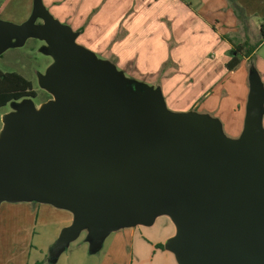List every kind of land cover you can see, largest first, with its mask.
<instances>
[{
  "label": "water",
  "instance_id": "obj_1",
  "mask_svg": "<svg viewBox=\"0 0 264 264\" xmlns=\"http://www.w3.org/2000/svg\"><path fill=\"white\" fill-rule=\"evenodd\" d=\"M37 16L44 22L33 23ZM0 31L44 37L58 53L46 80L56 100L5 115L0 193L32 188L71 209L65 241L94 219L104 229L167 211L179 229L168 247L181 264H264L262 93L251 100L239 141L220 137L216 121L168 114L159 101L133 131L126 128L132 107L116 98L114 80L80 73L85 50L42 6L30 24L0 20Z\"/></svg>",
  "mask_w": 264,
  "mask_h": 264
},
{
  "label": "rangeland",
  "instance_id": "obj_2",
  "mask_svg": "<svg viewBox=\"0 0 264 264\" xmlns=\"http://www.w3.org/2000/svg\"><path fill=\"white\" fill-rule=\"evenodd\" d=\"M28 1L30 4V0H0V9L3 8L0 12V20L16 26L30 24L33 14L32 10H27ZM34 1V5L36 4L34 11L39 6H44V12L55 16L53 10H57V20L61 27L70 28L76 35V43L87 49L80 68L82 75L106 76L114 80L116 98L132 107V116L127 120L126 128L141 131L154 104L159 101L166 113L187 117L198 116L206 122L216 121L219 125L220 137L224 140L239 141L244 133L251 100L262 93L261 135L264 138V43L258 47L254 58L246 60L236 68L238 69L236 75H233L229 81L227 77H223L222 80L230 83L238 79L242 82L245 73V81L250 83L252 91L247 100L242 132L235 134L233 126L228 128L223 116L193 108L195 98L200 99L199 104L207 98L204 93L200 95L201 87L208 86L213 77L222 73L220 68L225 65H221L219 60L215 61L214 74V67L206 64L204 69L193 71L191 74L184 69L177 70L176 74L168 76L174 78L166 83L162 80L163 76L158 75L154 85L145 80L148 77L149 80L151 75H135L132 72L129 75L125 70L118 69L108 54L110 49L101 53L88 45V47L82 46V40L86 44L95 45L99 39H104L103 35L108 27L101 25V15L116 0ZM118 1L123 3L126 0ZM256 32L257 29L251 27L247 35ZM255 39L256 36L253 41ZM232 55L233 53L229 52V56ZM260 59L263 63H260ZM57 60V48L46 38L34 36L22 40L19 35L5 37L0 31V69L23 75L32 83L36 92L35 97L13 100L0 108V130L5 126L3 120L6 114L27 115L39 111L42 103L56 100L55 95L46 85V80L50 76L52 65ZM138 66L143 69V72L140 70L141 73H149L152 67L142 60L137 63L136 69ZM226 68L227 74L229 69ZM220 90L221 88L216 94L219 92L221 94ZM187 108L192 110L187 112L184 110ZM243 114L244 111L240 112L236 118L243 117ZM5 187L1 188L0 193V246L7 254L19 249L16 253H11L10 258L9 255L6 257L7 264H21L19 259L23 257H26L25 261L28 264H58L73 246H82V259L93 264H181L176 253L168 247L170 240L178 236L179 229L171 213L167 211H158L149 222L111 220L104 229L100 228L98 221L94 219L84 224L76 237L65 241L63 234L68 228L66 223L71 209L57 205L56 198L43 199L32 188L21 191L9 186ZM23 246L30 247H26L22 253ZM164 250L173 252V257L163 255Z\"/></svg>",
  "mask_w": 264,
  "mask_h": 264
},
{
  "label": "crops",
  "instance_id": "obj_3",
  "mask_svg": "<svg viewBox=\"0 0 264 264\" xmlns=\"http://www.w3.org/2000/svg\"><path fill=\"white\" fill-rule=\"evenodd\" d=\"M34 2L30 0L29 4L28 1L27 6V10H32V14L36 6ZM53 11L55 16H51L57 20V10ZM101 17V25L108 27L103 35L104 39H99L95 45L86 44L82 40V46L88 45L101 53L110 49L108 54L118 69L125 70L129 75L131 72L135 75H151L149 80V77L145 80L155 85L158 75H162V80L166 83L174 78L168 76L176 74L177 70L184 69L191 74L193 71L204 69L206 64L214 67V74L215 61L219 60L221 65L226 66L236 54L235 44L246 40L251 44L256 43L260 39V26L264 21V0H126L123 3L116 0L105 9ZM33 21L38 24L44 22L40 16ZM251 27L256 28L257 32L249 36L247 31ZM255 36L256 39L253 41ZM229 52L233 53L231 57ZM256 52L257 50L250 58H244L240 65L254 58ZM140 60L152 65L149 73H141L143 69L139 66L136 69ZM262 61L260 59V63ZM225 66L220 68L222 73L213 77L208 86L201 87L200 95L204 93L207 98L200 104V99L195 98L193 108L223 116L228 128L233 126L234 133L237 134L242 132L247 100L252 91L250 83L245 81V73L242 82L238 79L230 83L223 82V77H227L229 81L238 71V69L230 71ZM225 68L228 70L227 74ZM215 85L218 87L214 89ZM220 88L221 94L220 92L216 94ZM184 110L189 112L192 109ZM239 111H244L243 117L236 118V115L240 114ZM3 128L2 126L0 136ZM69 215L66 223L68 227L73 225L76 217L73 211ZM26 247L30 246H23L22 253ZM15 250L7 254L0 246V264H7L6 257L9 255L10 258V254L16 253L19 249ZM65 255L58 264H93L82 259V246H73ZM163 255L172 258L174 254L164 250ZM25 259L26 257L19 259V263L28 264Z\"/></svg>",
  "mask_w": 264,
  "mask_h": 264
},
{
  "label": "trees",
  "instance_id": "obj_4",
  "mask_svg": "<svg viewBox=\"0 0 264 264\" xmlns=\"http://www.w3.org/2000/svg\"><path fill=\"white\" fill-rule=\"evenodd\" d=\"M264 43V21L260 26V39L251 44L248 40L235 44L234 54L228 61L226 67L235 70L244 58H250L259 46ZM36 92L32 83L17 72L3 71L0 69V108L6 106L10 101L20 100L24 97H35Z\"/></svg>",
  "mask_w": 264,
  "mask_h": 264
}]
</instances>
